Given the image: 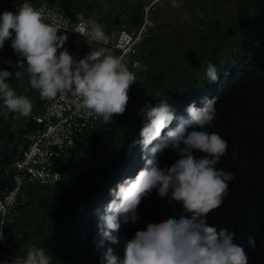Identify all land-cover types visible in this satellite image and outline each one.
<instances>
[{
    "label": "trees",
    "instance_id": "obj_1",
    "mask_svg": "<svg viewBox=\"0 0 264 264\" xmlns=\"http://www.w3.org/2000/svg\"><path fill=\"white\" fill-rule=\"evenodd\" d=\"M14 1L7 11L15 13L25 2L46 5L60 1L71 11L97 6L108 11L104 15L108 28L115 22L139 23L141 7L150 0H101L100 5L99 0ZM189 1L197 14V33L182 44L172 42L164 32L157 61L143 68L146 79L140 92L144 103L153 105L168 97L177 117H187L186 109L193 102L202 107L205 98H217L216 119L206 130L227 140V153L217 167L231 172L234 178L223 204L207 219L218 229L229 228L236 233V242L245 248L248 264H264V0H232L238 3L240 12L233 22L220 19L214 5ZM218 2L221 0H214ZM112 12H116V18ZM173 46L174 51H168ZM16 62L13 53L0 50V70L13 73L6 82L14 90L18 80ZM209 63L218 69L216 82L205 75ZM46 103L19 120L15 114L6 117L0 108V192L13 185L8 172L18 152L20 131L26 124L33 126L32 115L41 112ZM140 109L127 108L111 123L103 122L100 128L81 135L74 149L78 158L61 161V181L24 189L18 215L5 225L0 262L26 255L32 245L45 248L52 264H101L108 248L123 260L125 241L132 239L137 230L178 216L181 206L170 204L153 191L138 208L140 219L122 225L117 234L120 243L105 241L99 246L101 217L113 199L110 189L125 178H135L145 166L142 148L134 143L141 139ZM176 123L174 120L170 127ZM156 158L161 166H170L179 157L171 149H164ZM249 236L254 237V246L248 243Z\"/></svg>",
    "mask_w": 264,
    "mask_h": 264
},
{
    "label": "clouds",
    "instance_id": "obj_2",
    "mask_svg": "<svg viewBox=\"0 0 264 264\" xmlns=\"http://www.w3.org/2000/svg\"><path fill=\"white\" fill-rule=\"evenodd\" d=\"M172 6L180 4L172 0ZM46 19L43 6L36 8L27 2L15 13L0 14V49L11 40V47L20 58L15 65V77L21 79L26 72L31 88L39 91L42 100H55L58 95L75 97L91 114L102 117L105 124L123 115L137 77L124 56L114 55L107 47H92L93 42L109 44L103 26L90 22L84 37L91 51L77 59L64 47L67 34H58L64 28L55 21L46 23ZM12 75L8 70H0V108L6 117L15 114L14 118L19 120L30 116L33 104L6 82ZM205 75L211 82L219 79L218 69L212 63ZM158 100L155 105L146 102L140 109L141 139L134 143L142 148L145 166L135 178H125L110 189L113 199L101 217L99 246L105 241L120 243L117 234L122 225L140 219L138 208L153 191L170 204H179L182 211L159 223H149L145 230H137L132 239L125 241L123 260L108 248L101 264H248V255L242 244L236 242V233L229 228L218 229L207 219L211 211L223 204L229 182L234 178L231 172L217 167L227 153V140L206 130L216 119L217 98H205L202 107L193 102L186 109L187 117L176 116L168 97ZM174 120L177 123L172 128ZM164 149L178 154L179 158L170 166H161L156 158ZM3 239L0 227V241ZM248 243L254 246L253 236L248 237ZM0 264H52V257L45 248L32 245L26 255H16L14 260Z\"/></svg>",
    "mask_w": 264,
    "mask_h": 264
},
{
    "label": "built area",
    "instance_id": "obj_3",
    "mask_svg": "<svg viewBox=\"0 0 264 264\" xmlns=\"http://www.w3.org/2000/svg\"><path fill=\"white\" fill-rule=\"evenodd\" d=\"M177 3L180 7H173L172 0H150L141 7L139 23L115 22L108 28L104 22V15L108 11H102L97 6L77 11H71L60 1L33 6L46 9V23L55 21L64 28L58 34H67L68 40L64 47L77 59L91 51L84 37L89 31L90 22L103 26L110 38L109 44L93 42L92 47H107L114 55L125 57L128 68L137 77V83L131 86L127 105L128 109H134L145 105L140 92L146 79L143 68H149L158 59L170 18L168 11L178 10L185 3H189L191 9L189 0H177ZM111 14L117 17L116 12ZM82 44L86 45L85 50L79 47ZM31 118L33 126L26 124L20 131L18 152L13 159L11 172L7 171L13 185L0 192V227L4 239L5 225L18 215L17 207L23 202L24 189L61 181V161L78 158L74 150L76 140L88 130L103 125L102 117L91 114L79 100L70 95H58L55 100H48L43 110L34 113Z\"/></svg>",
    "mask_w": 264,
    "mask_h": 264
},
{
    "label": "rangeland",
    "instance_id": "obj_4",
    "mask_svg": "<svg viewBox=\"0 0 264 264\" xmlns=\"http://www.w3.org/2000/svg\"><path fill=\"white\" fill-rule=\"evenodd\" d=\"M6 8H3V4L6 3ZM203 4L209 3L214 5L216 8L217 16L222 20L229 19L230 21H235L238 18L239 6L236 1L232 0H221L217 4L214 3V0H202ZM14 0H0V14L7 11V9H12L11 5L15 4ZM101 0L97 2V4H102ZM105 5V4H104ZM169 12V22L166 26L165 33H167V38L172 40V42L178 41L182 44L188 43L191 37L195 36L198 31L199 23L196 22L197 14L193 8H189V3H185L178 10H170ZM175 46L172 47L171 50L174 51ZM3 52H10L18 61L20 58L17 56L13 48L11 47V40H7L3 49H0ZM29 76L25 72L21 79L17 80V87H15V91L18 95L27 96L33 104V108L39 107L41 104L47 102V100H42L40 98V94L38 90H34L31 88L29 83ZM33 111V110H32Z\"/></svg>",
    "mask_w": 264,
    "mask_h": 264
},
{
    "label": "crops",
    "instance_id": "obj_5",
    "mask_svg": "<svg viewBox=\"0 0 264 264\" xmlns=\"http://www.w3.org/2000/svg\"><path fill=\"white\" fill-rule=\"evenodd\" d=\"M79 47H80L81 49H83V50L86 49V45H85V44L79 45Z\"/></svg>",
    "mask_w": 264,
    "mask_h": 264
}]
</instances>
